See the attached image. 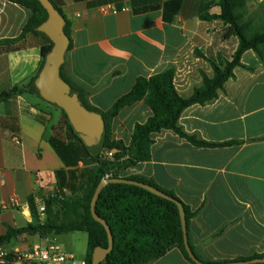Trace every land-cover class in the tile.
<instances>
[{"label":"crops","instance_id":"crops-1","mask_svg":"<svg viewBox=\"0 0 264 264\" xmlns=\"http://www.w3.org/2000/svg\"><path fill=\"white\" fill-rule=\"evenodd\" d=\"M51 1L61 8L71 29L62 73L101 112L131 92L139 77L170 67L176 69L178 92L188 98L202 86V72L213 76L210 62L223 68L238 45L236 38L226 37L223 22L201 19L205 13H220L216 0ZM109 7L117 12H102ZM246 15L262 30L264 0H250ZM30 17L27 8L0 0V42L20 37ZM41 62L35 36L13 51L0 45V94L35 76ZM241 62L253 70L236 68L235 78L216 101L189 107L179 120L186 133L200 140L232 145L199 148L162 130L153 135L151 160L122 173L125 178L154 181L196 212L188 228L189 243L200 259L211 263L264 254V57L249 50ZM151 116L143 101L124 108L113 121V137L129 146L136 124ZM96 166L83 146L69 137L60 109L30 95L0 101V236L9 226L32 223V204L37 210L42 198L58 191L72 196L80 172ZM50 211L51 216L47 209L40 217L42 223L48 215L63 223L79 219L73 210L62 208L59 216L55 208ZM58 236L23 235L2 248L28 251L56 244ZM21 239L28 244H21ZM68 253L75 264H85L86 254L77 262ZM150 264L192 263L172 248Z\"/></svg>","mask_w":264,"mask_h":264},{"label":"trees","instance_id":"trees-1","mask_svg":"<svg viewBox=\"0 0 264 264\" xmlns=\"http://www.w3.org/2000/svg\"><path fill=\"white\" fill-rule=\"evenodd\" d=\"M8 1L30 10L31 17L20 37L1 41L0 45L7 51H13L20 48L29 36H35L40 40L42 62L35 76L25 83L13 87L10 91L0 94V101H7L22 95L36 96L43 100L38 94L35 81L44 66L46 57L53 48V42L39 30L47 21L48 13L38 0ZM249 2L250 0H216V6L219 7L220 13H205L201 16L203 21L220 20L223 22L227 30L226 37L236 38L238 45L223 68L210 62L213 76L209 77L202 72V86L188 98L182 97L178 92L175 85L176 69L170 67L149 78L139 77L131 92L119 98L109 111L101 112L89 105L85 92L67 80L61 69L62 78L70 84L73 92L78 94L85 107L103 116L106 125L104 153L91 155L82 141L74 134L67 115L60 109L65 118L69 137L83 146L88 156L97 162V166L80 172L78 184L71 189L72 196L61 200L50 194L44 199L49 215L51 208H55L58 216L63 208L64 211L73 210L79 213V219L63 223L57 222L53 217H50L51 215H48L47 220L42 223L35 205L32 204L33 222L23 228L9 226L7 234L0 236V246L8 245L23 235H38L45 239L50 235L85 232L88 236L85 264H92L95 249L98 247L106 249L109 246L106 228L94 219L91 212L95 191L106 176L109 175L112 179L125 178L122 176L125 170L139 163L149 162L152 158L151 148L154 144V134L162 130H170L199 148H222L232 145L233 142L209 143L200 140L195 135L186 133L180 126L179 120L189 107L207 105L216 101L220 92L224 90L225 84L235 78L236 68L253 70L241 62L245 52L253 50L259 57H264V30L256 29L253 21L247 18ZM55 7L63 15L61 8L57 5ZM64 31L70 38V49L71 29L67 19ZM141 101L151 109L152 116L146 123L136 124L131 143L126 146L123 141L113 137V121L124 108ZM114 150L116 152L112 158H108L106 153ZM126 179L149 185L178 201L184 209L188 231L190 221L196 216V212H192L173 192L161 188L154 181L144 177L130 176ZM81 191H83V195H80ZM96 213L107 222L114 238L113 251L100 264H150L163 257L172 248H178L190 263L195 264L185 249L180 211L174 201L160 197L137 185L109 183L99 195ZM259 258H264V254L239 258L232 262L252 261Z\"/></svg>","mask_w":264,"mask_h":264},{"label":"water","instance_id":"water-1","mask_svg":"<svg viewBox=\"0 0 264 264\" xmlns=\"http://www.w3.org/2000/svg\"><path fill=\"white\" fill-rule=\"evenodd\" d=\"M48 13L47 21L40 27L43 32L53 42L52 51L45 59L44 66L39 73L35 85L39 96L46 102L52 104L64 111L68 117L70 126L74 134L82 141L86 149L91 155L104 153V143L106 137V125L103 116L100 113L89 110L80 100L77 93H74L70 84H68L61 76V69L65 62L66 53L69 50L70 38L65 34L66 19L56 9L51 0H38ZM113 153L116 150L112 151ZM109 183H127L140 186L150 192L174 201L180 211L182 229L184 234V245L190 259L195 264H261L264 258L252 261L229 262V263H205L200 260L191 248L188 239L186 215L182 205L168 196L167 194L144 183L128 180L126 178H105L98 185L91 203V212L94 219L100 222L106 228L109 238V246L104 249L98 247L93 254L92 264L102 263L107 256L113 251L114 238L107 222L100 218L96 213V203L103 188Z\"/></svg>","mask_w":264,"mask_h":264},{"label":"built area","instance_id":"built-area-1","mask_svg":"<svg viewBox=\"0 0 264 264\" xmlns=\"http://www.w3.org/2000/svg\"><path fill=\"white\" fill-rule=\"evenodd\" d=\"M103 13L117 11L112 8L102 9ZM113 152H107L106 156L112 158ZM110 178V176H106ZM66 191H58V193H52V197H58L59 199H65ZM17 200L11 201L10 205H15ZM38 214L40 217H44L47 213V205L44 198H42L37 205ZM41 220V218H40ZM42 222V221H41ZM0 264H75L73 255L66 252L57 244H47L45 246H36L28 251H15L6 252L0 246Z\"/></svg>","mask_w":264,"mask_h":264},{"label":"rangeland","instance_id":"rangeland-1","mask_svg":"<svg viewBox=\"0 0 264 264\" xmlns=\"http://www.w3.org/2000/svg\"><path fill=\"white\" fill-rule=\"evenodd\" d=\"M20 242L21 244H28L27 239H21ZM87 243L88 237L85 232L62 234L57 237L56 241V244L60 245L63 250L73 253L77 262H80L84 258L87 252ZM29 246L33 247L32 244Z\"/></svg>","mask_w":264,"mask_h":264}]
</instances>
